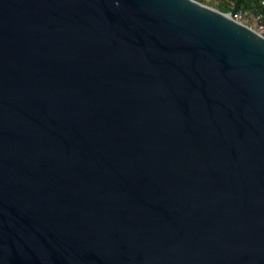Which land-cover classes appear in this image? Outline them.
<instances>
[{
    "label": "water",
    "instance_id": "95a60500",
    "mask_svg": "<svg viewBox=\"0 0 264 264\" xmlns=\"http://www.w3.org/2000/svg\"><path fill=\"white\" fill-rule=\"evenodd\" d=\"M0 264H264V36L197 0H0Z\"/></svg>",
    "mask_w": 264,
    "mask_h": 264
},
{
    "label": "built area",
    "instance_id": "2783aa9c",
    "mask_svg": "<svg viewBox=\"0 0 264 264\" xmlns=\"http://www.w3.org/2000/svg\"><path fill=\"white\" fill-rule=\"evenodd\" d=\"M255 3L257 4L255 10L252 9V6H242L239 9L229 10L226 12L229 13L235 20L243 23L253 20L254 24L251 27L264 36V0H255Z\"/></svg>",
    "mask_w": 264,
    "mask_h": 264
},
{
    "label": "trees",
    "instance_id": "16d2710c",
    "mask_svg": "<svg viewBox=\"0 0 264 264\" xmlns=\"http://www.w3.org/2000/svg\"><path fill=\"white\" fill-rule=\"evenodd\" d=\"M197 1L208 4L210 0H197ZM240 1L241 0H235L233 2H232V0H225V1H223V0L218 1L217 0L218 3L215 5V8H217L218 10H221L223 12L233 10V9H239L243 6V5L240 6ZM248 2H249V4H248L249 6H243V7H251L253 5V3H255V0H248Z\"/></svg>",
    "mask_w": 264,
    "mask_h": 264
},
{
    "label": "crops",
    "instance_id": "0c3cea01",
    "mask_svg": "<svg viewBox=\"0 0 264 264\" xmlns=\"http://www.w3.org/2000/svg\"><path fill=\"white\" fill-rule=\"evenodd\" d=\"M213 1H215V2H214L215 5L218 3L217 0H213ZM218 1H222V0H218ZM223 1H225V0H223ZM233 1H235V0H232V2H233ZM226 3H227V2H226ZM250 3H251V2H250ZM248 4H249L248 0H241V1H240V6H242V5H243V6H249ZM256 5H257V4L253 3V5H252V9L255 10L256 7H257ZM249 22H250L251 26L254 24V21H253V20H249ZM247 24H248V23H247Z\"/></svg>",
    "mask_w": 264,
    "mask_h": 264
},
{
    "label": "rangeland",
    "instance_id": "374dc122",
    "mask_svg": "<svg viewBox=\"0 0 264 264\" xmlns=\"http://www.w3.org/2000/svg\"><path fill=\"white\" fill-rule=\"evenodd\" d=\"M214 2H215V1H213V0H210V1H209V3H208V5L215 7V4H214ZM206 4H207V3H206ZM247 23H248V25H249V26H251V24H250V22H249V21H248V22H246V24H247ZM252 26H253V25H252Z\"/></svg>",
    "mask_w": 264,
    "mask_h": 264
}]
</instances>
